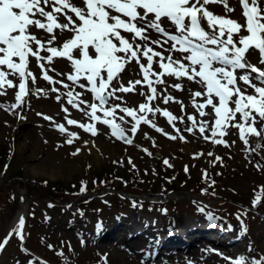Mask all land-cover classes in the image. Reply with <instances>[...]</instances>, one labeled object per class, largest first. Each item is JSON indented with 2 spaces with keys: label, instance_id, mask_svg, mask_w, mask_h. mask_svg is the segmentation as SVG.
<instances>
[{
  "label": "snow or ice",
  "instance_id": "obj_1",
  "mask_svg": "<svg viewBox=\"0 0 264 264\" xmlns=\"http://www.w3.org/2000/svg\"><path fill=\"white\" fill-rule=\"evenodd\" d=\"M212 3L222 4L225 15L210 11L207 5ZM239 7L243 22L227 15L236 11L227 0H0V96H6L8 89L16 90L15 102L7 106L0 103V109L23 119L17 109L26 106L29 95L40 97L51 92L56 93L57 102L63 100L61 111L67 125L92 136L97 135L99 123L106 125L117 140L131 145L141 125H147L169 140L187 142L186 132L199 134L214 145L231 147L236 141L230 144L224 137L230 134L229 129H235L233 134L238 135L249 154L257 153L264 150V0H239ZM253 56L257 63L252 62ZM31 59L40 69L39 79L50 85L48 89L29 87V82L34 86L38 80L29 67ZM57 60L66 61L70 71H57ZM133 62L140 78L125 85L122 73ZM166 77L198 86L200 90H189L192 113L185 112L184 103L168 92L169 88L184 91L183 83H169ZM61 89L66 91L62 93ZM85 93L91 94V102L82 99ZM118 93L139 95L144 102L128 107ZM156 101L164 105L178 103L182 114L177 117ZM65 103L83 113L89 122L70 119ZM157 114L165 118L174 135L156 124ZM37 115L65 134V143L71 145L80 139L52 117ZM125 124L130 125L127 130L122 127ZM178 124H184V129ZM144 135L149 138L147 133ZM253 137L257 141L254 145L250 142ZM79 151L78 148L72 155ZM144 151L151 156L147 149ZM200 155L203 153L194 158ZM249 162L264 172V160ZM128 163H132L130 159ZM163 163L172 167L167 159ZM202 179H208L206 170ZM214 184L212 181L209 187ZM80 191H86L83 182ZM201 191L207 193V189ZM262 196L264 185L255 192L253 209L264 207ZM199 211L210 226H215L218 217L203 207ZM249 211L241 209L236 217L245 232L243 217ZM24 229L25 217L20 216L0 241V251L14 236L23 242ZM103 230L104 225L98 223L97 233ZM67 246L71 251V244ZM48 248L53 250L52 245ZM248 250L254 251L251 245ZM213 252L228 264H264V256L246 259L243 255L224 256L216 249ZM57 255L64 257L65 253L58 251Z\"/></svg>",
  "mask_w": 264,
  "mask_h": 264
},
{
  "label": "rangeland",
  "instance_id": "obj_2",
  "mask_svg": "<svg viewBox=\"0 0 264 264\" xmlns=\"http://www.w3.org/2000/svg\"><path fill=\"white\" fill-rule=\"evenodd\" d=\"M227 3L229 7L236 9L235 12L227 13V15L243 22L239 0H227ZM207 7L216 15H225V8L222 4L212 3ZM251 60L253 63H257L256 56L251 57ZM54 66L60 72L70 71V66L64 60H57ZM29 67L38 77L36 85L29 84V87L48 89L50 85L39 79L40 69L35 71L38 67L34 59ZM138 72L139 68L135 62L128 65L122 73L123 83L127 85L129 80L138 76ZM50 75L54 74L50 73ZM165 79L169 83H183L184 91L169 88L168 92L184 103L185 112L192 113L194 110L191 107L189 90H200L198 86L187 80L176 81L171 77ZM57 87L60 86L57 85ZM15 91V89H8L6 96H0V103L5 106L14 103ZM65 91V89H61L62 93ZM76 91L81 90L76 89ZM119 95L124 96L125 105L128 107H137L144 102L143 97L133 93H120ZM55 96L56 93L51 92L47 96L40 97L29 95L26 106L17 109V112L24 117L23 119L0 109V147L5 148L7 154L0 161V188L2 182H8L3 188H10L18 199L16 207L0 212V241L7 236L10 217L14 210L21 206L23 200L27 203L28 210L23 242L15 236L10 239L4 249L0 251V264H29L30 261H36L38 264H112L110 260L102 259L101 247H103L102 244H107L105 238L107 235H111L114 230L97 233L96 225L98 223L106 225L108 221L118 217L122 223L118 229H121L125 226L123 222L132 218L137 219L140 224L151 221L155 228H161L172 221L183 222L205 217L199 211L201 207L205 208L206 212L218 217L217 221L233 232L234 237L242 238L237 241L238 245L224 247L206 239H200V241L194 242L193 247L198 253L197 258L187 262L179 254L171 255L173 249L143 252V246L137 245L135 252L141 256L135 257L133 260L126 259L124 264H189V262L191 264H228L223 256H218L213 252L214 249L228 257L243 255L246 259H251L264 256V207L252 208L255 192H259L260 186L264 185V172L257 171L253 167V163L249 162L250 160H264V150L250 155L245 145L239 141L238 135L233 134L235 129H229L230 134L224 137L230 144L232 141H236L231 147L214 145L200 138L199 134L193 136L186 132L184 135L187 142H181L179 139L169 140L147 125H141V130L137 132L131 145L117 140L110 134V129L106 125L99 123L96 124L97 135L92 136L79 127L67 125L64 119L65 113L61 111L63 100L57 102ZM82 99H86L85 94ZM87 100L90 102L89 98ZM155 103L161 108L169 109L177 117L182 114L181 106L178 103L170 102L168 105L159 101ZM64 106L69 108L70 119L81 123L89 122L83 113L71 108L66 103ZM37 113L52 117L56 124H64L68 131L77 133L80 139L71 145L65 143L67 136L61 134L50 121L38 116ZM149 118L152 119L151 116ZM117 122L119 123V121ZM155 122L165 132L175 134L165 118L159 114H157ZM177 126L181 129L185 127L184 124ZM122 127L127 130L130 125L125 124ZM144 133H147L149 138L146 139ZM128 135L131 133L129 132ZM85 141H87L86 145ZM250 142L253 145L257 143L254 137ZM78 148L80 149L79 153L72 155ZM144 149H147L151 156ZM201 152L203 155L194 158L195 154ZM209 152L213 155L209 156ZM217 156L221 157V160L216 161L215 157ZM129 159L131 164L128 163ZM165 159L172 167L163 163ZM8 161L11 162L5 168L6 165L3 166V164ZM114 161L120 163H113ZM185 166H187V173H191L197 180L202 179L203 172L207 171L208 178L211 179L209 182L215 181L209 194L201 195L197 199L190 198V196H194V187H183L182 183L175 182L178 190L182 192H179V196L165 195L166 197H164L170 184L174 182L173 177L179 171H185ZM103 168H108L120 175L134 171L135 188L140 190L152 188L157 192L152 195L148 194V197L157 198V195H162L167 199L173 198V201L179 203V207L174 209L171 202L165 208L156 206L150 203L148 198L141 199V202L134 207L133 201L130 199L133 196L125 197L119 191L96 194L98 207L87 209L85 212L78 210L75 201L61 208L50 206L44 202L45 195L48 193L44 181L62 182L61 187L56 189L57 191L51 189L52 194L57 196H65L66 191L62 190L66 186L70 187L71 184H78L73 187L81 192L82 182L88 189L94 191L97 188L92 171ZM17 172L21 174L20 178L26 182L25 185L29 191L20 185V178H16L17 180L13 178L18 174ZM115 186L117 188L124 185H120L117 181ZM186 190L189 192L185 193ZM32 193L38 195L37 197L42 200L34 199ZM90 195H92L91 192ZM214 196L219 201L215 200L216 202L209 204L208 199ZM115 199L118 203L113 202ZM262 201H264V196H262ZM241 209L250 210L243 217L246 232L242 230L240 222L236 219L240 215ZM111 224L108 225V228ZM116 224L119 225L117 222ZM126 227H133V224L130 222ZM82 239L84 240L83 245L81 244ZM120 241L124 245L130 242L124 237H121ZM61 242L64 244L62 245ZM147 242L148 245L155 246L156 249L159 246V240L148 239ZM69 243L71 251L67 246ZM48 245H52L53 250H50ZM249 245L254 251L249 252ZM58 251H63L65 256L57 255ZM179 252L181 250L177 253ZM114 264L123 263L116 261Z\"/></svg>",
  "mask_w": 264,
  "mask_h": 264
},
{
  "label": "bare ground",
  "instance_id": "obj_3",
  "mask_svg": "<svg viewBox=\"0 0 264 264\" xmlns=\"http://www.w3.org/2000/svg\"><path fill=\"white\" fill-rule=\"evenodd\" d=\"M74 3H79V0H73ZM155 38V37H154ZM174 56L178 54H173ZM32 62V60H31ZM35 71H39V68H37ZM139 79L138 76H136L133 80ZM38 83H41L38 81ZM115 83V82H114ZM139 89V86H137ZM116 103H119V101H115ZM160 102V101H159ZM161 103V102H160ZM122 115V114H121ZM27 203L23 200L22 204L20 207H18L16 210H14L13 215L10 217V224L8 227V233L10 229H12L15 224L17 223V220L20 216L25 217V221L27 219ZM119 223V225L116 224ZM133 224V227H125L123 226L121 229H118L119 226L122 225L120 223L119 218L116 217L114 220L108 221L106 225H104V233H106L108 230L113 229L114 231L112 232L111 235L107 236L105 238V242L102 249V259L104 261L110 260V263L114 264L116 261L122 262L124 264L126 259H135V257L141 256L139 253L135 252V247L137 245H142L143 246V252H153L156 250L159 251H164L167 248L170 249L169 247L162 246L159 247L158 249L154 248L153 246L148 245L147 240H158V235L160 232H166L165 227L157 228L156 231L148 233L145 236H140L138 235L139 232L137 231L140 225V222L137 219H127L126 222H123V224L128 225L129 223ZM112 223V224H111ZM111 224V226L108 228V225ZM138 235V236H137ZM124 237L126 240H129L130 242L127 244H121L120 238ZM101 241V240H100ZM175 241H178L179 243L185 245V248H181V252L177 253L179 250H177L176 253L173 255L179 254L182 258H184L185 262L190 261L191 259H195L198 256V253L194 251V244L193 245H188L183 239H177ZM174 241V242H175ZM168 242V239H167ZM142 252V253H143ZM187 252V253H186ZM141 253V252H140ZM106 257V258H105ZM28 264V263H27Z\"/></svg>",
  "mask_w": 264,
  "mask_h": 264
},
{
  "label": "trees",
  "instance_id": "obj_4",
  "mask_svg": "<svg viewBox=\"0 0 264 264\" xmlns=\"http://www.w3.org/2000/svg\"><path fill=\"white\" fill-rule=\"evenodd\" d=\"M6 149L2 147H0V157H2L0 159V161L3 159V157H5L7 154H6ZM104 174V176H103ZM18 176L20 174H17ZM89 175V174H88ZM92 175L93 177L96 179V184H95V187L99 189H105L107 186L108 187H111L109 186L111 184V182L114 180V175L115 173L110 171V169L108 170V168H103L102 170H93L92 171ZM126 174H122L121 177H125ZM182 178H184V176L182 175ZM124 179V178H123ZM101 181H103L104 183H101ZM62 185V182L60 181H56V182H53L51 183L50 181H46V186H47V194L45 195V198H54V199H57L59 198L60 200H64V196H57V195H53L52 194V190H58V188H60ZM74 185H78V184H71V186H66L65 189H63L62 191H75L74 189ZM4 187V184L1 186L0 188V208L1 209H6L8 206H11L13 204H15V200L13 199V191L10 189V188H3ZM73 188V189H72ZM52 189V190H51ZM56 190V191H57ZM83 198H80L79 199V202L82 203L83 202ZM53 203H55V201L53 200Z\"/></svg>",
  "mask_w": 264,
  "mask_h": 264
}]
</instances>
